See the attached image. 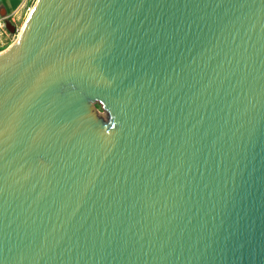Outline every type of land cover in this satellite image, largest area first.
Instances as JSON below:
<instances>
[{"label": "water", "instance_id": "water-1", "mask_svg": "<svg viewBox=\"0 0 264 264\" xmlns=\"http://www.w3.org/2000/svg\"><path fill=\"white\" fill-rule=\"evenodd\" d=\"M0 264H264V0H36L0 51Z\"/></svg>", "mask_w": 264, "mask_h": 264}, {"label": "crops", "instance_id": "crops-1", "mask_svg": "<svg viewBox=\"0 0 264 264\" xmlns=\"http://www.w3.org/2000/svg\"><path fill=\"white\" fill-rule=\"evenodd\" d=\"M28 2L29 0H0V51L12 42L10 41L12 32L6 29V22L11 18L19 19Z\"/></svg>", "mask_w": 264, "mask_h": 264}, {"label": "rangeland", "instance_id": "rangeland-1", "mask_svg": "<svg viewBox=\"0 0 264 264\" xmlns=\"http://www.w3.org/2000/svg\"><path fill=\"white\" fill-rule=\"evenodd\" d=\"M35 2H36V0H29L27 6L23 10L22 16L19 19H17V20H13V18L9 19V21L12 22L17 28L16 32H12L10 41L13 42L17 38V35L23 26V22L25 21L26 17L28 16V14H29L31 8L33 7V5L35 4ZM6 29H7V27H6ZM96 105L101 112H103V113L105 112L104 108L102 107V105L99 102H97Z\"/></svg>", "mask_w": 264, "mask_h": 264}, {"label": "bare ground", "instance_id": "bare-ground-1", "mask_svg": "<svg viewBox=\"0 0 264 264\" xmlns=\"http://www.w3.org/2000/svg\"><path fill=\"white\" fill-rule=\"evenodd\" d=\"M23 25H24V23H23ZM23 27V26H22ZM22 29V28H21Z\"/></svg>", "mask_w": 264, "mask_h": 264}]
</instances>
